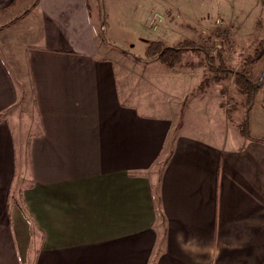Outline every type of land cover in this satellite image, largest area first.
<instances>
[{
  "label": "crops",
  "instance_id": "0c3cea01",
  "mask_svg": "<svg viewBox=\"0 0 264 264\" xmlns=\"http://www.w3.org/2000/svg\"><path fill=\"white\" fill-rule=\"evenodd\" d=\"M106 1L103 37L90 0H0V264H264V79L248 139L204 67L129 52L181 0Z\"/></svg>",
  "mask_w": 264,
  "mask_h": 264
},
{
  "label": "rangeland",
  "instance_id": "374dc122",
  "mask_svg": "<svg viewBox=\"0 0 264 264\" xmlns=\"http://www.w3.org/2000/svg\"><path fill=\"white\" fill-rule=\"evenodd\" d=\"M258 1L259 0H181L179 6L182 10L192 12L194 16H196V19L193 21L187 20L183 13H181L182 11H175L172 13L173 15L166 14L164 22L166 24L174 22L176 26L174 31L172 30L173 28L169 27V33L167 31V33L162 35L163 37H160L159 40L165 41L166 43L170 42L176 44L179 41L187 39L201 44L206 36L210 35L216 29H222L232 36L233 41V47L226 54V63L234 70H241L246 58L252 55L259 42L264 40V37L260 36L264 17H261V19L258 20L261 21L260 28L257 27V25L254 26L253 23L255 18L261 12L264 16V8L259 5ZM21 6H25V3L21 4ZM89 6L92 17L97 21L98 30L104 37V31H101V25L109 27L114 22L109 11V6H111V4L106 0H90ZM138 6L139 5H134V8H137ZM150 7L149 9H151ZM142 12L143 10H140V13ZM238 20L241 21L240 24ZM111 29L115 30L114 26H111ZM178 32H180L179 35ZM122 33L123 35H130V33L127 32ZM130 36L133 40V35ZM127 39H130V37H127ZM131 44L133 45L130 46L131 49L129 52L136 56H143L145 59L146 55H144V49L146 46L142 45L139 40L132 41ZM189 60L192 61L194 58L186 56L184 59V61ZM146 65L147 64L145 63H137L136 67L138 69H136V73L140 72L143 77L144 75L148 76L147 71H145L147 69ZM253 65V78L254 80H259L264 71V55L260 56ZM221 86L222 88H220L219 91L222 92L223 101H231V104L239 103L241 101L242 98L238 94L237 89L234 87L231 80L225 81ZM217 87H220V85ZM20 109V114L11 118V126L15 133L16 147L19 149L24 143L22 139L24 131L30 126L29 105L23 103ZM245 115V109H240L233 113V118L241 117V121H243ZM195 117H199V115L196 114ZM252 128L253 130L254 128L255 130L257 129V132H259L257 134H263L261 132H264L255 122L253 123Z\"/></svg>",
  "mask_w": 264,
  "mask_h": 264
},
{
  "label": "trees",
  "instance_id": "16d2710c",
  "mask_svg": "<svg viewBox=\"0 0 264 264\" xmlns=\"http://www.w3.org/2000/svg\"><path fill=\"white\" fill-rule=\"evenodd\" d=\"M40 0H36L28 11L21 15L24 16L37 6ZM20 18V17H19ZM261 21H257L260 28ZM219 41V48L216 43ZM233 47L232 36L222 29H216L206 36L202 43L190 40H183L175 45H168L164 41H151L147 44L145 52L149 61H159L167 67H204L207 74L204 77L198 91L205 92L207 88L215 83L231 80L238 94L241 96L239 103L231 104V101H222V107L226 110L230 120H233V113L240 109H245V119L238 124L239 133L251 139L249 111L256 101L258 92L263 86V75L259 80H254L252 69L254 62L264 55V40H261L253 54L248 56L241 70H234L226 63V54ZM215 52V54H214ZM186 56L194 58L192 61L184 62ZM231 104V105H230Z\"/></svg>",
  "mask_w": 264,
  "mask_h": 264
},
{
  "label": "built area",
  "instance_id": "2783aa9c",
  "mask_svg": "<svg viewBox=\"0 0 264 264\" xmlns=\"http://www.w3.org/2000/svg\"><path fill=\"white\" fill-rule=\"evenodd\" d=\"M216 47H217V48L220 47V46H219V41L216 43ZM214 54H215V52H214Z\"/></svg>",
  "mask_w": 264,
  "mask_h": 264
}]
</instances>
